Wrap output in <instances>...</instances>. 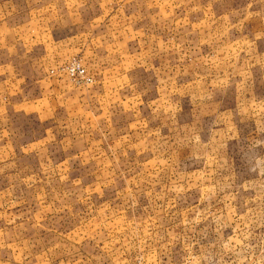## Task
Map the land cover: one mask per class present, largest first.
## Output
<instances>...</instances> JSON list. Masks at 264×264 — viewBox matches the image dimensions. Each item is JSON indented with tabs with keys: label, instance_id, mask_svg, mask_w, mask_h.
Here are the masks:
<instances>
[{
	"label": "rangeland",
	"instance_id": "1",
	"mask_svg": "<svg viewBox=\"0 0 264 264\" xmlns=\"http://www.w3.org/2000/svg\"><path fill=\"white\" fill-rule=\"evenodd\" d=\"M75 1L59 115L18 119L48 140L0 142V264H264V0Z\"/></svg>",
	"mask_w": 264,
	"mask_h": 264
},
{
	"label": "crops",
	"instance_id": "2",
	"mask_svg": "<svg viewBox=\"0 0 264 264\" xmlns=\"http://www.w3.org/2000/svg\"><path fill=\"white\" fill-rule=\"evenodd\" d=\"M74 3L75 0H0V142L9 149L14 148L13 140L22 139L18 148L22 150L49 138L48 128L47 135L25 139V126L18 130V119L31 125L26 118L32 117L42 124L44 119L52 123L59 115L58 95L68 82L56 70L74 55L76 45H81L76 42V29L60 35L64 27L69 32V26L63 23L69 11L72 14ZM97 37L102 36L89 29L85 47L92 41L98 46L97 39H93ZM99 86H104L102 81ZM14 132L18 139H13Z\"/></svg>",
	"mask_w": 264,
	"mask_h": 264
},
{
	"label": "built area",
	"instance_id": "3",
	"mask_svg": "<svg viewBox=\"0 0 264 264\" xmlns=\"http://www.w3.org/2000/svg\"><path fill=\"white\" fill-rule=\"evenodd\" d=\"M66 72L74 79H80L85 76V68L82 63L73 58L69 63L65 66Z\"/></svg>",
	"mask_w": 264,
	"mask_h": 264
}]
</instances>
